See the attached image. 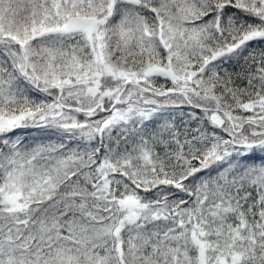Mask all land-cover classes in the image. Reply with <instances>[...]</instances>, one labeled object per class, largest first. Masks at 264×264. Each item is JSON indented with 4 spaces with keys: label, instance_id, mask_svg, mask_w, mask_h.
<instances>
[{
    "label": "snow or ice",
    "instance_id": "6c2138e0",
    "mask_svg": "<svg viewBox=\"0 0 264 264\" xmlns=\"http://www.w3.org/2000/svg\"><path fill=\"white\" fill-rule=\"evenodd\" d=\"M0 264H264V0H0Z\"/></svg>",
    "mask_w": 264,
    "mask_h": 264
}]
</instances>
